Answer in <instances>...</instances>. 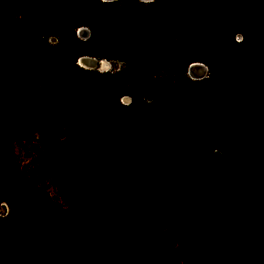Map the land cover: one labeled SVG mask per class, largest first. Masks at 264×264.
Instances as JSON below:
<instances>
[{"label": "trees", "instance_id": "16d2710c", "mask_svg": "<svg viewBox=\"0 0 264 264\" xmlns=\"http://www.w3.org/2000/svg\"><path fill=\"white\" fill-rule=\"evenodd\" d=\"M196 1L0 0V264H264V61L260 77L238 74L264 45L261 0ZM217 29L220 66L228 45L244 53L230 74L101 81L78 65L212 67L153 40ZM192 87L197 117L186 119ZM37 136L66 208L16 161L13 143Z\"/></svg>", "mask_w": 264, "mask_h": 264}, {"label": "rangeland", "instance_id": "374dc122", "mask_svg": "<svg viewBox=\"0 0 264 264\" xmlns=\"http://www.w3.org/2000/svg\"><path fill=\"white\" fill-rule=\"evenodd\" d=\"M197 4H206V6H213L215 3L219 6H228L229 3L226 1L220 0H197ZM196 4L195 2H193ZM198 4V5H200ZM258 9L257 14H264V0H261L260 3L256 7ZM248 10L254 9L252 5L247 7ZM140 10V9H138ZM24 9H17L18 15H23ZM30 13H32L31 17H35L31 9H28ZM142 11V10H141ZM244 25L241 24L238 26V29L244 30ZM214 31H209V34H202L201 37L196 35H192L190 37H186L185 35L174 38L170 35L163 37V39H156L153 40L154 43H158L160 46L164 47L167 51H179L181 49H186L185 54L189 57H202V55L210 56L212 67H209L205 63L202 62H195L193 64H200L201 67L199 69H191L190 65L187 69L183 67L184 60L178 59L175 64H165L159 68H154L151 65H145L142 67L140 64H135V69L129 71L126 69V64L119 60H110V59H98L101 62V66L96 69H92V72L97 73L100 75L99 78L97 75H94L92 79L94 80H112V81H123L126 82L127 80H131V82L137 83H150L151 81H157L159 79H174L176 81H180L181 83H188L189 81H202L208 78L211 74H215V76H220L225 71L230 74L232 72V60L230 57L232 56H241V51L232 49L230 45L228 48L230 53L225 54V65L222 67L220 66L215 60L214 56L217 55V50L219 45L216 43V38L218 29L215 32V35H212ZM91 35V33H90ZM238 34L235 42L238 43L241 41V37ZM79 37V35H78ZM83 40H87L88 38L81 37ZM220 38V37H219ZM62 39V36L51 37L48 40L50 45L58 44ZM221 43V39L219 41ZM257 44V43H254ZM264 45H258L256 48L252 49L250 54H248L247 58V67L242 69L238 74H253L254 76L260 77L261 70L259 65L262 61H264ZM122 63V65H121ZM128 72V73H127ZM122 74L120 79H111L109 74ZM263 89L254 90V93H262ZM141 93H146V90L141 91ZM196 93V88L192 87L189 89L188 93L186 94V107L188 111L182 116L186 119L189 118H196L197 114L195 113L196 106L199 105V101L194 97ZM150 95H146L145 99L148 101L150 105H153V99ZM148 99V100H147ZM131 97L125 96L120 99V103L124 106H129L131 104ZM214 117V116H213ZM217 123L215 118H211L210 124ZM13 153L15 155L17 163L20 165L22 171L27 174L29 177L34 178L39 187L49 195V197L57 204L61 205L62 207L66 208L67 203L64 200L63 193L58 186L57 182L49 177L47 173V161L43 157L44 150L41 144V137L37 136L36 140L32 143L27 142H14L13 143ZM214 155L220 156V153L215 151ZM9 213V208L2 204L0 206V215L5 217ZM263 254H264V247H263Z\"/></svg>", "mask_w": 264, "mask_h": 264}, {"label": "water", "instance_id": "95a60500", "mask_svg": "<svg viewBox=\"0 0 264 264\" xmlns=\"http://www.w3.org/2000/svg\"><path fill=\"white\" fill-rule=\"evenodd\" d=\"M100 2H104V3H112L115 2L117 0H98ZM143 3H152L155 0H139ZM90 30L86 27L80 28L78 31V35L79 37H84V38H88L90 35ZM78 65L85 69V70H92V69H96L99 68L101 66V62L100 60L93 58V57H89V56H83L79 59L78 61ZM201 67L200 64H193V66H191V69L195 68V69H199Z\"/></svg>", "mask_w": 264, "mask_h": 264}, {"label": "built area", "instance_id": "2783aa9c", "mask_svg": "<svg viewBox=\"0 0 264 264\" xmlns=\"http://www.w3.org/2000/svg\"><path fill=\"white\" fill-rule=\"evenodd\" d=\"M89 37H90V35H89ZM89 37H88V38H89ZM121 65H122V63H121Z\"/></svg>", "mask_w": 264, "mask_h": 264}]
</instances>
